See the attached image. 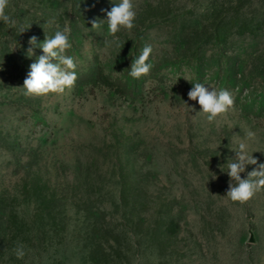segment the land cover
Listing matches in <instances>:
<instances>
[{"label": "rangeland", "instance_id": "374dc122", "mask_svg": "<svg viewBox=\"0 0 264 264\" xmlns=\"http://www.w3.org/2000/svg\"><path fill=\"white\" fill-rule=\"evenodd\" d=\"M118 2L10 0L17 26L0 22V264H264V191L225 197L248 130L264 163V0H134L117 47L102 10ZM65 25L75 86L25 96L43 55L28 57L29 38ZM146 45L153 67L135 95L79 77L122 76ZM194 83L235 97L219 127L188 98Z\"/></svg>", "mask_w": 264, "mask_h": 264}, {"label": "clouds", "instance_id": "9594fccd", "mask_svg": "<svg viewBox=\"0 0 264 264\" xmlns=\"http://www.w3.org/2000/svg\"><path fill=\"white\" fill-rule=\"evenodd\" d=\"M10 0H0V22L10 27H16L17 21L8 14ZM106 11L107 19L103 22L107 24V33L113 37L112 43L120 46L117 34L121 31L130 32L135 27L137 18V5L134 0H119L110 11ZM101 21L93 20L92 29L99 28ZM30 25L20 26L18 33L25 32ZM71 29L67 25L60 30H56L54 35H46L42 43H38L36 36L29 38L27 49L28 57L35 55V49H42L43 55L36 58L30 65V71L24 80V95L27 97H40L48 94H63L75 86L78 79L76 73V61L72 56L67 55V50L71 48L69 40ZM153 53L151 45H146L141 54L135 58L131 64L129 75L134 79H139L150 73L153 64L150 58ZM55 61V62H53ZM2 70V69H0ZM188 98L197 101L206 121L215 123L218 127L223 118L235 109V97L226 89L205 87L203 83H194V87L188 92ZM257 140L256 132L248 130L245 138L238 142L235 149V157L227 162V174L230 177L226 199L231 202L241 204L249 202L255 195L264 191V163H258L249 152L250 143ZM257 165L252 171L247 173V178H241V173L246 171V166ZM215 177L213 176V179ZM14 253L17 259H23L26 255L23 244H19Z\"/></svg>", "mask_w": 264, "mask_h": 264}, {"label": "trees", "instance_id": "16d2710c", "mask_svg": "<svg viewBox=\"0 0 264 264\" xmlns=\"http://www.w3.org/2000/svg\"><path fill=\"white\" fill-rule=\"evenodd\" d=\"M71 45H72L71 48L69 50H67V53H66L69 56H72V52H73L72 50L75 47L74 42L71 43ZM128 54H130L129 56H131V53H128ZM135 58H137V57H133L129 61L128 65H126V64H123L122 65L123 67L125 66L124 67V72H123V75L122 76L113 77L111 74L106 73L105 70L102 67H97L94 70L90 71V73H81V74H79V77L80 78H83V77L88 76V74H90L98 82H100L102 84H105V85L110 86V87H115L117 89L122 90L125 93L127 92L130 95H135L136 94L137 87H138L139 83L142 81V78H143V76H142L139 79H134L133 77H131L129 75V70L131 68V64H132V62H133V60ZM193 61H195V58L194 57H193ZM122 66H121V63H119V66L116 65V69L117 70L118 69H122L123 68Z\"/></svg>", "mask_w": 264, "mask_h": 264}]
</instances>
